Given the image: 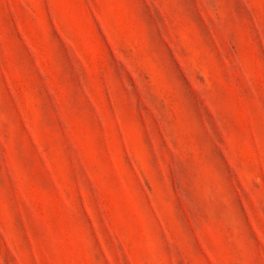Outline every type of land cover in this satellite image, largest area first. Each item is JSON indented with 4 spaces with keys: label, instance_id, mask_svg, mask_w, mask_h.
Here are the masks:
<instances>
[{
    "label": "rangeland",
    "instance_id": "rangeland-1",
    "mask_svg": "<svg viewBox=\"0 0 264 264\" xmlns=\"http://www.w3.org/2000/svg\"><path fill=\"white\" fill-rule=\"evenodd\" d=\"M0 264H264V0H0Z\"/></svg>",
    "mask_w": 264,
    "mask_h": 264
}]
</instances>
